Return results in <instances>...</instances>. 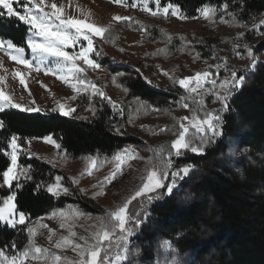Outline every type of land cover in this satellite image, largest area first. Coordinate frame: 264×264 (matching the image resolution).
Instances as JSON below:
<instances>
[{
  "label": "trees",
  "instance_id": "obj_1",
  "mask_svg": "<svg viewBox=\"0 0 264 264\" xmlns=\"http://www.w3.org/2000/svg\"><path fill=\"white\" fill-rule=\"evenodd\" d=\"M167 2L169 0H161V5ZM170 2L179 3L192 17L196 15V7L204 2L219 4L220 0ZM245 3L246 7L238 17L245 24L264 14V0H245ZM143 24L137 18L113 24L111 33L102 40L107 47L121 45V32L140 28ZM26 35V25L22 22L12 19L0 23V36L12 38L17 46L27 51ZM147 36L156 38V41L147 38L151 49H144L143 54L141 52L136 57V65L143 68H150L154 58L165 57L171 52L170 45L163 48L165 39L157 38L155 31ZM253 47L256 53L264 52V38ZM98 62L101 75L112 80L116 76V86L124 99L135 101L137 109L143 101L150 102V108L154 109L175 105L172 101L178 99L176 93L185 94L178 88L162 91L173 87L150 85L136 68L111 64L104 55ZM244 75V83L233 93L230 110L224 114L225 134L222 140L208 146L204 155L186 153L176 161L180 166L192 163L195 168L171 199L149 206L151 215L136 232L134 247L130 249L132 258L129 257L124 264H132L135 259L141 264H155L156 261L164 264L167 257L161 251L159 243L162 241L170 242L168 253L174 259L171 264H264V61H258L256 68ZM92 82H98L97 76ZM74 97L75 111L67 117L51 110L29 113L7 109L0 112V119L5 122V128L0 129V171L10 163L6 152L7 140L12 134L21 137L18 141L21 149H25L28 139L51 135L56 141L52 161L21 154L18 164L33 166L35 182L54 183L56 176H61V183L71 188L70 195L57 199L45 189L35 191L34 182H24V187L17 193L16 203L30 213L31 221L48 216L53 210L69 211L73 217H78L76 213L80 212L86 214L80 216L96 215L97 210L82 200L67 171H72L80 160L89 162V156L106 162L111 160L115 150L143 143L140 138L127 133L125 122L132 114L126 110L125 101L120 102L125 109V117L121 119L113 115L107 101L101 104L100 97L89 88ZM90 105L98 110L95 117ZM137 114L142 116L143 111ZM117 122L124 125L126 135L115 133L112 124ZM8 191L6 186L0 187V196L8 194ZM13 238L22 250L27 244L23 226L12 230L0 224V247ZM9 251L12 252L11 249Z\"/></svg>",
  "mask_w": 264,
  "mask_h": 264
},
{
  "label": "snow or ice",
  "instance_id": "obj_2",
  "mask_svg": "<svg viewBox=\"0 0 264 264\" xmlns=\"http://www.w3.org/2000/svg\"><path fill=\"white\" fill-rule=\"evenodd\" d=\"M150 0H140V7L149 12L152 16L163 14L167 16L169 12L173 17L181 20L203 18L209 22H215L216 17L219 16V21L224 24L238 28H247V25L238 17L242 14L246 7L245 0H220L219 4H211L204 2L202 6L195 9L196 15L189 17L186 10L181 8L179 3L167 2L163 6L161 0H152L156 5L154 11L149 7ZM117 4H124L126 7L136 8L137 0H132L129 4L128 0H115ZM16 5V7H14ZM87 13L85 16L87 17ZM15 19L26 25V40L27 47L31 49V59H25V48L17 46L12 38L0 36V50L10 55V58L18 64L25 65L29 70L35 66L37 71H40L41 66H45L47 73L55 75L57 72L64 73L67 70L68 75L61 74L59 79L70 86L77 92L87 91L91 88L94 95L100 97V102L104 101L111 106L113 115L119 116L121 119L125 117V109L122 105H118L109 97L102 88H98L94 83L79 79L80 73L85 71L77 65V60H82L83 63L93 69H100L101 64L98 60L101 58L102 53L94 50L93 36L105 37L106 34L111 33L112 25L100 26L95 22H86V19H79L71 15H65L64 5L57 3H49L47 0H0V23L7 20ZM129 17L116 15L115 21H127ZM255 19V18H254ZM264 25V14L259 19V24H253V29H259ZM74 30V32H73ZM163 32V29H161ZM264 36V32L259 33ZM80 37L87 41V46L81 45L79 52H68L64 49L76 44ZM245 37V32H238L234 41H239ZM184 38L181 37V40ZM171 37H169V41ZM244 49L250 63L245 68L241 69L243 72L254 70L258 63V57L254 52V47L248 43H233V51L236 55H240L237 49ZM123 51V49H121ZM93 54L96 58H90ZM215 56V53H213ZM199 57L200 53H196ZM52 60V66H48L45 62ZM217 63L210 65V68L215 69L213 75L208 69L197 71L194 76H184L178 78L170 76L173 85L171 90L162 91H175L178 85L183 89L186 95H181L178 92L176 95L178 99L172 101V104L179 108L189 109L191 117H177L172 114V105L153 109L160 111L165 115L171 117L173 123L161 127V133L165 131H174L175 138L171 140L170 145H160L158 149L154 150V156L149 157V160L143 169L140 177V182L133 186L132 190L125 199L116 206L115 210L105 213L104 215L97 216L98 227L92 231L90 235H80L79 240L83 243L73 244L68 236H62L56 242L55 247H68L71 245L72 251L76 253L75 258H63V264H124L128 261L130 254V238L142 226V223L147 222V218L151 215L149 206L154 202L164 199H171L176 193L181 190V182L190 175L195 165L188 163L180 166L174 161L185 157L187 152L195 155H204L206 148L217 141H221L224 136L225 120L224 114L230 110V99L233 93L238 90L245 81V75H237V69L233 68L227 63L226 58L215 57ZM115 63V61H113ZM0 67H3V60L0 59ZM158 67V66H157ZM223 70V77L219 74ZM7 71V70H5ZM139 72V69H136ZM13 78H19V83L27 88L25 76L20 71L12 73ZM142 75V73H141ZM164 75H168L167 72ZM70 77L75 79L73 83ZM5 80L4 76H0V84ZM116 76H113L115 82ZM195 82V86H191ZM207 82V87H205ZM151 84V81H147ZM217 84L219 85L217 89ZM84 86V87H78ZM47 87V86H44ZM198 89H203L199 91ZM128 91L127 88L124 89ZM193 93L196 97H193ZM31 95V93H29ZM205 96L212 97V102H219L220 107L214 108L209 111L205 107ZM75 97H73L74 99ZM22 100L23 97H20ZM140 101L139 97L135 98ZM188 101L193 102V107H190ZM5 109H19L23 112H40L41 109L32 104L25 106V104L17 102L9 92L0 88V112ZM93 117L97 115V108L90 105ZM150 110V102H140V108L136 109L139 113L141 111L147 113ZM52 112H57L63 116H70L75 110L66 108L65 104L57 102V106L51 109ZM202 113V116L200 115ZM81 119H88V117H80ZM111 120V117L109 118ZM187 121V123H185ZM128 123H132L131 115L128 116ZM117 135H126L123 131L124 125L117 122L112 124ZM5 128V122L0 119V129ZM191 129V130H190ZM149 132H154V129H147ZM44 140L56 143L51 135L43 137ZM21 137L12 134L7 140L6 156L10 159L7 167L0 171L2 177V184L0 187H7L8 194L0 196V224L9 229L16 230L18 227L23 226L26 232L27 244L23 249L17 247V242L13 238L7 241L3 247H0V264H23L24 260L29 256L36 258L39 253H47V249H41L35 244L36 228L31 222L30 213L18 207L17 193L24 187V182H34L35 191L39 192L45 189L48 194L54 198H60L62 195L67 196L71 194V188L64 186L61 181L63 177L56 176L54 183H47L45 181H33L32 165L18 164V157L21 154L32 155L26 149H21ZM60 147V145H57ZM138 155L135 149L131 146H124L115 150L112 155L114 161V169L112 173L104 178V181L111 183L117 176L122 175V165L134 156ZM93 160L92 156L87 157ZM91 171V169H89ZM15 182V185H13ZM78 181L71 178V183ZM96 187V186H94ZM102 187V185H101ZM83 192V190H81ZM102 192H94L93 198L96 195H101ZM136 202L135 204L133 202ZM131 206V207H130ZM77 215H86L82 212L76 213ZM51 217L55 218L57 215L63 217L65 215L63 210H53ZM87 218L91 219V214H87ZM39 220V218H38ZM27 222V223H26ZM40 227H46L43 224ZM65 225L62 223L61 227ZM75 232L70 230V236H76ZM51 239V236L49 237ZM166 247L170 246L169 241H164ZM12 250V252L9 251ZM60 256L53 257V264H58L61 261Z\"/></svg>",
  "mask_w": 264,
  "mask_h": 264
},
{
  "label": "rangeland",
  "instance_id": "obj_3",
  "mask_svg": "<svg viewBox=\"0 0 264 264\" xmlns=\"http://www.w3.org/2000/svg\"><path fill=\"white\" fill-rule=\"evenodd\" d=\"M47 2L64 5L66 16L71 15L79 19H86V22H95L100 26L106 27L109 24L113 25L121 22L114 20L116 15L129 17L128 20L137 18L144 22L146 25L143 24L140 28L121 32V45L118 44L107 47L102 37L93 36L92 38L94 50L100 51L102 55L109 59L111 64L131 66L132 68L139 69V73H142V78L146 82L151 81L150 85L155 83L159 86L168 85L173 87L169 78L170 76L178 78L194 76L197 71H202L204 69H208L215 75V69L209 67L218 62L215 57L226 58L227 63L237 69L238 76L241 74L244 75L245 72L241 71V69L249 65L250 61L247 58L246 51L242 48L237 49L240 55H236V52L233 51V43L243 44L246 42L254 46L264 38V36L259 34L264 32V25L260 26L259 29L252 28L253 24H259L261 16L247 22V28H238L230 24L221 23L219 21V16L216 17L214 23L199 17L196 19L189 18L181 20L177 17H173L171 12H169L167 16L158 14L154 17L140 7V0H137L138 6L136 8L126 7L124 4H117L115 0H47ZM131 2L132 0H128L129 4ZM14 7H16V5H14ZM149 7L154 11L156 10V5L152 0L149 2ZM86 13L88 14L87 17L85 16ZM161 29H163V32ZM151 31L156 32L157 38L165 39L163 48L165 49L170 45L168 48L171 49V52L165 57L154 58L150 68L148 66L143 68L136 65V57L140 56L141 52L143 54L144 49H151V44H147V38L156 41V38L147 36ZM238 32H245V37L239 41H234ZM169 37H171L170 41ZM181 37L184 39L181 40ZM81 45L87 46V41H85L83 37H80L76 44L69 45L64 50L68 52H79ZM121 49H123V51H121ZM196 53H200V56L197 57ZM213 53H215V56ZM256 55L259 58L258 61H264V52L256 53ZM31 57V49L27 47V51L25 50V59H31ZM90 58L95 59L96 57L90 54ZM0 59L3 60V67H0V76L5 77L4 82L0 84V88H3L16 97L17 102L27 106L34 101V106L39 107L41 111L51 110L57 106V102L65 104L66 108H75L73 97L81 91H75L70 84L59 79L61 74L68 75L67 70H65L64 73L57 72L53 75L52 73H47L46 67L42 65L40 71H37L35 66H33L30 72L25 73V71L22 70L23 66L12 60L10 55L2 50H0ZM54 59L55 58L50 57L49 61L45 63L48 66H52L51 62ZM113 61H115V63H113ZM76 63L79 67L85 69L83 73L79 74V79L93 83L92 80L97 76L98 82L94 84L98 88H102L118 105H122L120 103L122 101L126 102L124 106L126 110H129L132 114V123H128V120L125 122L127 133L140 138L143 143L138 146L131 145L138 155L122 165L121 171L123 174L117 176L111 183L105 182L104 178L110 175L114 169V161L112 158L110 161L106 162L94 159V164L93 160L89 162H87V160L81 162L80 160L76 163L77 165H75L72 171H67L72 178L78 181L75 183V186L78 187L82 195V200L84 202H89L88 204L97 210V214L91 215V219H88L87 216L80 215H78V217H73L70 215L69 211L63 210L65 213L63 217L57 215L53 218L50 213L48 216L39 218V220L36 219L31 221L36 228V246L41 249H47L48 252L46 254L39 253L36 258L29 256L24 260L23 264H53L54 256H60L62 259L58 264H63L64 257L75 258L76 253L72 251L71 245L58 249L55 247L56 242L59 241L62 236H68L73 244L83 243V241L79 240V236H88L92 231L96 230L99 223L97 216L115 210L116 206L130 193L133 186L140 182L143 169L149 157L154 156V150L158 149L160 145H170L171 140L175 138L173 134L175 130L165 131L163 133L159 131L161 127L173 123L170 116L155 111L153 110L154 108H150L151 110L149 113L143 112V115L139 116L136 111L137 103L135 101L125 100L120 92V88L116 86V82L101 75V68L93 69L85 65L82 60H77ZM17 70L24 74L27 88L19 83V78H13L12 73ZM165 72H167L168 75H164ZM223 75L224 73L222 70L219 76L222 78ZM70 79L73 83L75 82L74 78L70 77ZM191 86H195V82H193ZM207 86V82H205V87ZM78 87L83 86L78 85ZM218 87L219 85L217 84V89ZM176 88L180 89L178 85ZM180 90L184 92L183 89ZM199 91H203V89H198V92ZM29 93H31V95H29ZM119 93L120 95L118 96ZM186 94L187 93L184 95ZM192 95L194 98L196 97L195 93ZM20 97H23V99L21 100ZM204 99L205 107L209 111L220 107L219 102H212V97L205 96ZM189 105L190 107L194 106L192 101H189ZM172 109V114L177 117H191L189 109L179 108L175 105H172ZM200 115L202 116V113ZM185 123H187V121H185ZM149 128L155 131L149 132L147 130ZM25 149L32 154L31 156H37L49 162L50 160L52 161L51 156L55 149V144L43 138H31L26 140ZM174 162L176 163V161ZM53 164L57 166L54 161ZM89 169H91V171H89ZM81 190H83V192ZM94 192H102L103 194L96 195L93 198ZM133 203L135 204L136 202L134 201ZM62 223L65 225L64 227H61ZM40 224L46 227H40ZM70 230L77 235L74 237L70 236ZM135 235L136 233L130 238V249L131 246L134 247L135 242L133 240ZM50 236L51 239H49ZM159 244H161V251L167 257L164 264L174 263V259L168 253L170 246L166 247L164 241ZM129 257L130 259L132 258L131 250ZM133 261L132 264H141L138 259ZM155 264L159 263L156 261Z\"/></svg>",
  "mask_w": 264,
  "mask_h": 264
},
{
  "label": "crops",
  "instance_id": "obj_4",
  "mask_svg": "<svg viewBox=\"0 0 264 264\" xmlns=\"http://www.w3.org/2000/svg\"><path fill=\"white\" fill-rule=\"evenodd\" d=\"M19 65H22L23 66V68H22V70H24L25 71V73H27V72H30L31 70H29L25 65H23V64H19Z\"/></svg>",
  "mask_w": 264,
  "mask_h": 264
}]
</instances>
